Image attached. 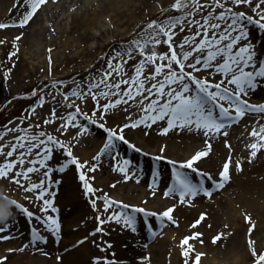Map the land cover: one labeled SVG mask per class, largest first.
<instances>
[{
  "label": "rangeland",
  "instance_id": "rangeland-1",
  "mask_svg": "<svg viewBox=\"0 0 264 264\" xmlns=\"http://www.w3.org/2000/svg\"><path fill=\"white\" fill-rule=\"evenodd\" d=\"M104 1L106 0H54L53 3L48 1L47 7L55 5L56 12L49 19L44 13L41 14L39 21L41 22L40 25L47 28L51 27L52 22L55 23L51 27L56 33H54V40L49 39L43 42L30 39L23 40L19 39L13 28H0V133H2L0 144L5 146L4 151L0 152V163L14 158L6 155L9 145L16 143L14 137L21 136L22 138L23 134H26L29 139L23 142L29 146L35 143L37 147L32 148L27 153L25 164L14 166L13 171H15V168L23 169L32 166L36 168V171L28 173V179L23 181V184L37 183L42 180L44 186L48 188V192L38 199L36 196L38 189L32 191L22 190L10 178L0 177V194L6 195L35 214L34 217L29 218L19 215L14 207L6 210L22 218L23 228L18 232V241L26 243L31 240L30 243L33 244L36 250H34L35 255L38 254V249L46 247L47 243L44 240H33V231L37 230L36 224L44 221L47 215L53 216L59 223L61 210H66L67 214H70L69 217H74L68 206L65 207L62 204L61 197L63 195L71 198L83 209L84 215L83 220L80 221V229H86L87 233L93 236V239H98V241L93 240L91 243L86 242V246L89 247V250L97 248V253L103 256L100 261L102 264L123 262L125 258L123 253L129 254L132 251L131 245L134 242L124 240L122 244L124 246L123 253L118 255L113 249H110L109 237H106V233L112 236L117 233L122 235L126 229L132 230V228L125 225L123 219L124 216L129 214L135 217V231L143 232L147 236V239L143 240L144 246L140 254L134 257L138 261L133 264H140V260H142V263L151 264L152 259L157 258L160 246L158 241L156 242V238L164 227L170 229L173 233L170 249L167 253L168 259L172 256V251H175L177 264H224L210 261L218 256V253L220 257L225 256L227 250L224 248L206 247L202 245L207 244L206 239L204 243V238L197 240H195L196 238H190L189 231L182 232L181 228L176 225L162 226L167 220L166 217L163 218L162 223L158 215H145L143 212L134 211L131 207H125L127 204L119 203L120 200L118 201L116 197L122 199L123 196L127 195L126 192L121 190L123 185L112 183V179L105 173H97L88 163L85 164L84 162L87 159L83 152L84 148L87 147L86 141L90 135L91 139H97L98 144H106L108 143L107 129L119 131L121 124L139 119L144 115L140 109L147 101L136 89L141 83L144 88H147L149 84L154 83L164 74V69L168 71L167 68H163L160 73H155L157 65L168 63L166 58H160V54L167 57L171 50L177 51L178 54L190 51L194 40L198 41L200 39V37H194L193 35L199 31L197 23L193 21L202 25V17L207 15L208 12L218 14L224 9L205 7L203 11L196 9L192 15H185L186 12L192 13L191 0H188V4L183 9L172 7L176 0H158L156 4L147 7L143 22H140L141 17H139L136 23H140L131 27H117L110 19L111 13L104 14L98 19L95 26H85L80 29V32L86 30L95 36V38L80 43L71 34V17L84 9L98 10ZM199 3L204 4L205 0H199ZM207 3L211 5L212 0H207ZM224 3L230 4V0H224ZM232 11L243 12L246 17H252L253 21L260 20L261 16H264V0H249L247 4L234 5ZM182 16L183 20L178 22L175 27L168 26L171 31L167 37L163 34L156 37L160 41L159 43H153L145 36V32L148 31L147 25L152 20L167 24V18L178 19ZM55 17L62 20V25L59 26L53 20ZM212 22L219 23L221 29L228 28L227 22L220 20ZM260 22L264 23V20H260ZM241 23L246 29V38L243 39V42L249 40V49L260 54L263 58L264 48L261 42L264 43V29L259 24L249 22L247 19L242 20ZM32 27L37 28L38 24L36 26L33 24ZM60 30H64V36L59 33ZM212 31L216 30L210 29L209 33ZM47 34L48 38L53 35L50 31H47ZM256 36L259 37L258 40L255 39ZM135 41H140L143 47H137ZM222 43H227V39ZM53 44L56 47L53 48ZM130 48L132 50H129ZM81 52H86V54L81 55ZM152 53H156V56L153 57L154 63L148 62ZM195 55L196 53H193V56ZM76 59H79V61L76 62ZM191 60L192 56L188 58L189 62ZM172 66L175 67V64L173 63ZM185 70L189 71L190 69L186 68ZM211 70L201 68L199 71H194L193 75L200 79H206ZM150 73L154 74V78L149 77ZM125 90H127V93ZM72 93H76V95ZM93 96H95V99H93ZM117 99H120L121 102L111 105L107 110L101 107ZM76 108L79 109V112H75ZM68 113H75L71 120H69ZM105 114H113L114 119L108 120L111 121L112 127L104 125L105 117H109ZM92 121H95V123H92ZM101 124L104 125L103 128L100 127ZM81 125L86 129L83 132L78 128ZM41 133H46L58 139L64 144L65 148L54 147L50 158L45 161L44 165L39 163L29 165V159L34 161L38 159L36 153L40 152V141L47 139V136H42ZM33 135H36L39 139L32 141L31 137ZM120 142L124 143V141L115 139L113 141L114 146L120 145ZM84 145L86 146L83 147ZM65 149L70 150L72 156L76 157L83 167L68 163L71 157L67 156ZM126 149L130 151L128 147ZM17 151H24V149L18 148ZM111 152L112 150L109 154ZM122 153L125 154V152ZM127 155H120L114 161L121 163L127 161L128 157L131 159L130 155ZM40 156H43V152H40ZM148 161L139 160L135 166L146 170L147 165H149L146 163ZM49 168L51 171H48ZM45 172H47L46 177ZM82 173L92 191H89L85 187V181L80 179ZM99 180L101 183H99ZM126 182L125 184L133 185L130 181ZM142 188L144 193L139 200L130 199L129 202L132 206L148 210L149 207L146 205H154L149 194L156 193L159 195L158 186H143ZM128 196L132 198L130 194ZM44 198L51 200V207L43 204ZM106 199L110 201L107 208L105 207ZM172 200V196L162 197V202L165 203H173ZM125 201L128 200L125 199ZM41 207H45L46 212L41 213ZM53 209L55 210L53 211ZM150 211L148 210L149 213H152ZM36 217L41 219H36ZM110 217L113 218L110 219ZM222 221L223 227L226 223L233 224L229 219ZM15 223L20 226L17 218ZM242 225L245 226V224ZM42 227L43 229L52 230L49 226ZM59 227L58 224L56 230ZM226 229L227 227L223 228L221 232ZM56 230L51 232L54 233ZM186 237L189 238L187 243H182ZM256 240H258L256 237L248 236L246 243L243 244L242 252L246 255L243 264H254L257 257L253 256V249L257 253L264 251V238L258 240L259 242ZM199 248L201 253H198ZM23 253L27 254L26 252Z\"/></svg>",
  "mask_w": 264,
  "mask_h": 264
},
{
  "label": "bare ground",
  "instance_id": "bare-ground-1",
  "mask_svg": "<svg viewBox=\"0 0 264 264\" xmlns=\"http://www.w3.org/2000/svg\"><path fill=\"white\" fill-rule=\"evenodd\" d=\"M48 1L53 3L54 0H46V3ZM157 1L106 0L98 10L84 9L78 14L75 13L71 17V34L80 43L95 38L93 33L86 30L80 32V29L85 26H95L98 19L108 12L111 13L110 19L117 27L137 25L143 22L147 7L151 4H156ZM46 3L41 5L27 22L21 26L19 20L26 11L30 10L31 0H0V24L6 25L0 28H13L19 39L23 40L30 39L41 42L49 39L54 40L55 30L51 29V27L55 23L52 22L50 24L51 27L47 28L40 25L41 22L39 21L41 14L44 13L49 19L56 12L55 5L47 7L49 3ZM136 3L138 4L136 5ZM139 17H141V20L136 23ZM53 20L59 26L62 25V20H58L56 17ZM33 24L34 26L38 24V27L33 28ZM47 31L53 34L49 38ZM59 33L63 35L64 30H60ZM244 38H246V35L236 40L234 49L244 43ZM255 39L258 40L259 37L256 36ZM244 44L249 45V40ZM261 44L264 48V43L261 42ZM249 51L254 54L252 59L256 62L252 67L258 66L261 61H264V57L262 58L260 54L250 49ZM85 54L86 52H81V55ZM75 61L78 62L79 59ZM163 73L161 77L151 84L163 82L167 71L164 69ZM206 79L219 83L222 80V76L211 70ZM225 86L230 89L232 87L229 85ZM165 87L167 88V85ZM190 87L195 91L194 85H190ZM243 98L253 105L264 102V78H257L256 87L247 89L243 94ZM221 103H225V106H227L226 101H221ZM229 110L234 111L233 109ZM105 115L109 117H105L104 125L112 127L111 121L108 120L114 119L113 114ZM213 115L219 119L218 107L214 108ZM137 120L127 121L121 126L124 124L131 125ZM260 124H264V111L257 110H245L244 114L238 119H232L229 120V123H224V128L219 133H209L208 135H205L203 130L189 125H178L169 128L164 133L161 129L167 127L166 120H158L154 123L146 121L138 124L135 128L131 126L124 128L122 134L127 143L125 141L124 143L120 142V145L105 149L103 152H101V149L105 144H98L97 139H91L90 135L86 141L87 147H85L86 145L83 146L85 147L83 152L88 165L91 168L92 165H96L94 170L97 173H105L112 179V183L123 185L121 190L126 192L127 195L123 196L122 199L116 197L122 204L132 205L129 202L130 199L139 200L144 193L143 186H158L159 195L156 193L149 194L154 205H146L149 207L148 210H151L150 212L152 213H162L174 205L171 215L175 223L167 219L162 226L176 225L181 228L182 232L189 231L190 238H196L195 240L204 238V243L206 239L207 244H202L206 247L224 248L227 250L225 251L227 252L225 256L223 255L224 257H220L218 253V256L210 260L213 263L243 264L246 255H244L242 249L248 236L256 237L259 241L264 238V148H258L256 155L251 156L253 149L250 147L253 142L258 145L264 143L259 141L258 137L250 135L253 129L259 131ZM78 128L80 129V126ZM131 145H135L136 148ZM127 147L130 151L126 149ZM110 150L112 152L109 154ZM198 151H207V155L194 162L193 168L181 166L182 162L189 160ZM122 152L130 155L132 160L128 157L127 161L121 163L114 161L120 155H125ZM98 153H100L99 156H97ZM93 157L97 158L94 160ZM139 160L143 162L149 160L146 162L149 164L147 165L148 168H146L147 171L144 168L135 166ZM172 161L177 163L173 164ZM236 161H239V168L236 167ZM155 162H162L165 166L163 167L162 163L158 165ZM226 162L229 163L230 178L219 189L220 187H214L213 179H221L219 173L223 170ZM121 166L125 168V172L119 170ZM174 170L183 172L192 183L202 184L204 188L211 189V194L206 196L203 192L198 191L197 194L192 195L190 198L186 196L185 201H181L178 194L171 193L167 197L172 196V201L174 202H162V197L165 196L164 192L169 190L174 182ZM125 174L128 176L126 180L124 179ZM207 174H210L212 179H209ZM126 181H130L133 185L125 184L127 183ZM129 194L132 198H129ZM61 199L63 201L61 203L65 207L68 206L74 217H69L70 214H67L66 210H61L59 216L62 221L59 220L58 224L60 227L58 230L55 229L54 233L51 232L52 230L43 229L42 226H48L44 221L36 224L37 230L35 232L45 237L46 247L38 249V254L35 255V247L30 243L31 240L29 238L26 243L18 241V232L23 227L22 218L17 215L20 226L15 223L14 227L10 225L7 231L0 232V236L7 237L0 239V258H3L0 259V264H102L100 261L103 256L97 253V248L89 250V247L86 246V242L91 243V241H98V239H93V236L87 233L86 229H80V221L83 220L84 215L83 209L69 197L62 195ZM125 199L128 201H125ZM202 214L203 218L201 219ZM224 219H229L233 224L226 223L225 227H223L222 220ZM197 220H199V223H195ZM87 222L89 223V221ZM228 224L229 226H227ZM242 224H245V226ZM226 227L227 229L221 232ZM161 230L162 232L156 238L160 249L158 250L157 258H153L151 264H177L178 260L175 251H172V256L169 259L167 258L173 233L166 227ZM218 234H220L219 238L214 241L213 238L217 237ZM116 235L113 234L112 236L106 233V237H109L110 249H113L118 255L123 253L122 249L124 246L122 244L124 240L134 242L131 245L132 251L129 254L124 252V261H120L117 264L136 263L138 260H135L134 257L140 254L144 246L143 240H146L147 236L143 232L139 233L128 229L122 235L118 233ZM258 240L256 241L259 242ZM198 253H201L200 248ZM94 258L99 259L94 260ZM139 263L143 264L144 262L142 263V260H140Z\"/></svg>",
  "mask_w": 264,
  "mask_h": 264
},
{
  "label": "snow or ice",
  "instance_id": "snow-or-ice-1",
  "mask_svg": "<svg viewBox=\"0 0 264 264\" xmlns=\"http://www.w3.org/2000/svg\"><path fill=\"white\" fill-rule=\"evenodd\" d=\"M249 0H230V4H225L224 0H212V4L208 5L207 0L204 4L199 3V0H191L192 13H185V15H192L196 9L204 10L205 7H219L223 8L224 11L219 12L218 14H213L208 12L207 15L202 17L203 24L197 23L199 31L194 33V37H200L198 41L193 42V46L190 51H185L180 54L175 50H171L170 54L165 57L164 54H160L161 59H167V64H160L155 67V73H160L161 69L167 68L168 71L164 75V81L158 82L156 84H151L149 87L144 88L143 84L137 86V92L144 96L145 101H147L142 107L141 112L144 113L136 122L129 124H124L120 126L119 131L115 129H107V140L101 152L105 149H110L114 147L113 141L119 139L121 141L125 140L124 135L122 134L123 129L129 126L135 128L138 124L145 123L146 121H152L153 123L158 120H166L167 127L161 129L162 132L166 133L169 128L176 126H192L196 129H201L204 131L205 135L209 133H219L222 128H224V123L217 119L213 115L214 108H219L220 117L231 120L238 119L244 114L245 110L252 111H264V102H261L258 105L250 104L246 99L243 98V94L249 88L256 87V79L264 78V61H261L258 66L252 67L256 62L252 59L253 53L249 51L250 45L242 44L235 49L233 45L236 44V40L242 38L246 35V29L241 23L242 20L247 19L249 22H254L259 24V26L264 29V23H261L260 20H264V16H261L260 20L253 21V18L248 16L246 17L243 12H233L232 6L247 4ZM46 3V0H31V8L26 11L23 17L19 20V24L23 26L27 20L35 13V11L43 4ZM188 4V0H176V3L172 7L177 9H183ZM183 20V16L180 18H167V24H162L156 20H152L148 25V31L145 32V36L148 39L152 40L153 43H159L160 41L156 39L157 36L163 34L167 37L171 29L168 27H175L176 24ZM214 20H220L222 22H227L228 28L221 29L219 23H213ZM6 25L0 24V27H5ZM167 29V30H166ZM210 29H215L209 33ZM143 31V30H142ZM227 39V43H222ZM137 47L142 48L143 45L140 41L134 42ZM171 48V45H170ZM129 50H132L131 48ZM193 53H196L193 56ZM143 55V53H142ZM156 56V53H152L149 56L148 62L154 63L153 57ZM192 56V60L189 62L188 58ZM219 57V59H217ZM214 62V63H213ZM175 64V67L172 64ZM190 69L186 71L185 69ZM201 68L212 69L215 73H218L222 76V80L217 83L215 81H210L208 79H200L197 76L193 75L194 71H199ZM150 78H154V74H149ZM167 85V88L165 87ZM175 85V87H173ZM190 85L195 86V91H193ZM232 86L231 89L228 86ZM127 93V90H125ZM76 95V93H72ZM146 94V95H145ZM67 99V97H65ZM131 98V97H130ZM151 98V99H149ZM95 99V96H93ZM221 101H226L221 103ZM120 99L110 101L102 105L101 107L107 110L111 105L120 103ZM233 109L234 111H230ZM75 112H79V109L76 108ZM75 113H68L69 120L74 117ZM87 119V116L85 117ZM47 123V121H45ZM95 123V121H92ZM65 127L67 125H64ZM31 127V126H30ZM101 128L104 127L103 124L100 125ZM86 129L84 126H80V131L83 132ZM191 130V129H189ZM23 132V130H21ZM226 134V133H222ZM2 135V133H0ZM42 136H47V139L40 141V152H43V156H40V152L36 153L37 160H28L29 165H34L39 163L44 165L45 161L48 160L52 154L54 147H59L64 149V144L58 139L47 135L46 133H41ZM250 135L258 137L259 141L264 142V124L259 125V131L253 129ZM16 140L15 144L9 145V150L6 152L8 157H14L11 160H7L4 163H0V177L10 178L12 182H15L22 190L36 191L37 198H42L44 193L48 192V188L44 186L43 181L37 183L29 182L26 185L23 184V181L27 180V174L36 171V168L32 166L25 167L23 169L15 168L16 165L25 164L27 159V153L31 151L32 148L37 147L35 143H32L30 146L26 145L23 141L29 139L26 134H23V137L17 136L13 138ZM39 138L36 135L31 137L32 141H37ZM227 143V142H226ZM133 148H136L135 145H131ZM4 145L0 144V152L4 151ZM250 147L253 149L251 156L256 155V150L258 148H264V143L257 144L253 142ZM18 148H23L24 151H17ZM139 151V149H137ZM68 157H71V160L68 163L77 164V167H83L76 157L72 156L70 150L65 149ZM163 151V149H161ZM15 153V155H14ZM100 153L97 154L99 156ZM207 155V151H198L193 155L189 160L182 162V167L193 168L194 162L199 161L201 158ZM97 157H93L95 160ZM163 159V157H161ZM85 164L87 161L84 162ZM173 164H176V161H172ZM96 165H92V168L95 169ZM236 167L239 168V161H236ZM121 172H125V168L121 166L119 168ZM48 171H51L49 168ZM197 171H199L197 169ZM11 172V176L9 174ZM45 177L47 172L44 173ZM209 179H212L210 174H207ZM221 179H213L214 187H222L223 183L228 180L229 177V163L226 162L223 166V170L219 173ZM80 179L85 181V187L92 191L91 186L85 180V176L82 173ZM124 179H128L127 174H125ZM173 184L169 190L164 192V195H170L171 193H176L179 195L181 201H185V197H191L192 195L197 194V192H203L204 195L208 196L211 194V189L204 188L203 185H197L192 183V181L184 175L183 172L179 170L173 171ZM110 201L105 200V207L109 206ZM122 203V202H119ZM43 204L51 207V200L44 198ZM94 204V202H93ZM15 208L19 215H24L29 218L34 217V213L29 211L23 205L18 204L16 201L7 197L6 195L0 194V232L7 231L8 227L11 225L14 227L16 222V214L6 211L11 208ZM125 207H131L134 211L143 212L145 215H158L161 218L163 223V218H167L169 221H173L171 215L174 205L167 208L162 213H149L148 210L132 205H125ZM55 209H53L54 211ZM41 213L46 212L45 207H41ZM7 217V219H5ZM113 217H110V219ZM203 214L201 215V219ZM36 219H41L36 217ZM124 223L127 227L132 228L135 231V217L132 215L124 216ZM44 223L49 226L50 229L55 230L58 228V223L56 219L47 215L44 218ZM103 223V221H101ZM175 223V221H173ZM195 223H199L197 220ZM200 235V234H197ZM217 237H214L215 241ZM7 237L0 236V239ZM44 240L45 237L39 235L33 231V240ZM189 238L186 237L182 243H187ZM79 243V241H78ZM251 243V242H250ZM253 256L257 257L254 261V264H264V251L257 253L255 249L252 250ZM3 259V258H0ZM99 258H94V260ZM198 260V257H197Z\"/></svg>",
  "mask_w": 264,
  "mask_h": 264
}]
</instances>
